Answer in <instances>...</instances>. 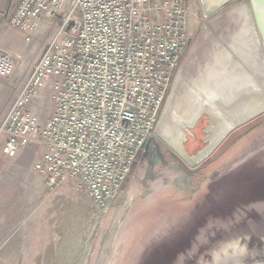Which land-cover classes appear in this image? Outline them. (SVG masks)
I'll return each instance as SVG.
<instances>
[{
  "label": "built area",
  "instance_id": "built-area-1",
  "mask_svg": "<svg viewBox=\"0 0 264 264\" xmlns=\"http://www.w3.org/2000/svg\"><path fill=\"white\" fill-rule=\"evenodd\" d=\"M193 16L189 0L12 6L0 32V76L14 74L18 60L24 76L0 117L1 154L32 151L31 170L51 188L69 186L109 208L160 120ZM17 33L23 45L13 52L4 42Z\"/></svg>",
  "mask_w": 264,
  "mask_h": 264
},
{
  "label": "rangeland",
  "instance_id": "rangeland-1",
  "mask_svg": "<svg viewBox=\"0 0 264 264\" xmlns=\"http://www.w3.org/2000/svg\"><path fill=\"white\" fill-rule=\"evenodd\" d=\"M189 2L194 34L176 77L183 88L174 93L175 79L151 139L109 208L99 209L87 193L69 186L51 188L31 170L32 151L14 160L0 151V264H118L125 239L176 179L195 168L186 158L197 157L221 130L216 119L230 121L216 99L232 106L245 95L250 103L241 109L246 111L264 102L261 42L256 33V38L246 37L253 32L247 33L237 10L248 0H236L210 18L204 17L201 0ZM16 64L14 74L0 76L11 91L0 117L13 84L24 76L22 60ZM171 96L177 116L163 120ZM263 126L264 114L236 128L208 159ZM179 140L182 151L172 147Z\"/></svg>",
  "mask_w": 264,
  "mask_h": 264
},
{
  "label": "water",
  "instance_id": "water-1",
  "mask_svg": "<svg viewBox=\"0 0 264 264\" xmlns=\"http://www.w3.org/2000/svg\"><path fill=\"white\" fill-rule=\"evenodd\" d=\"M235 1L201 0L203 15ZM248 5L264 65V0ZM248 111L225 114L228 124L218 119V146L263 115L264 102ZM209 147L188 161L195 168L176 179L125 239L118 264H264V126L210 159Z\"/></svg>",
  "mask_w": 264,
  "mask_h": 264
},
{
  "label": "bare ground",
  "instance_id": "bare-ground-1",
  "mask_svg": "<svg viewBox=\"0 0 264 264\" xmlns=\"http://www.w3.org/2000/svg\"><path fill=\"white\" fill-rule=\"evenodd\" d=\"M238 5V9L239 10V17L240 18H245V23H246V26H247V33L250 34V31L252 29V32H253V35H247L246 37L248 36H252L253 38H256L255 36L257 35V39L259 40L258 38V33H257V30H256V27H255V22H254V19H253V16H252V13H251V9L249 7V5L247 3H244V6H243V3H239L237 4ZM240 5V6H239ZM241 8H242V12L244 14V16H241ZM235 11V10H234ZM235 19V18H234ZM244 23V24H245ZM256 33V35H255ZM257 42V41H256ZM254 43H252V46H253ZM258 47V46H257ZM257 49V48H256ZM0 65H3L2 63ZM187 76V75H186ZM182 87L181 85V77H178L175 81V84H174V93L177 91V89H180ZM183 88V87H182ZM180 91V90H179ZM174 96V95H173ZM173 96L170 97V99L168 100V104L166 106V109H165V112H164V119L163 120H168L169 116H173L176 113L174 111V107L172 106V101H173ZM196 97L197 99L202 97V95L200 93H196ZM181 98V97H180ZM194 98V97H193ZM177 99H178V95H177ZM202 99V98H201ZM204 102V101H203ZM206 102V101H205ZM208 103V102H207ZM215 103H217V105H219L224 111H225V114H227V116L229 117H232L234 115V113H237V112H244L242 113L243 115L245 114V110H242L241 108L244 109V106H246V104H249L250 103V99L249 97L247 96H241L240 98H238V100L235 102L234 105L232 106H228L227 104L221 102V100L219 99H216ZM258 106V104H255L253 103L251 106H250V111H254L256 109V107ZM208 111H212V112H215L216 113V110L213 109V107H210L208 109ZM248 111V112H250ZM180 118V117H179ZM185 122L187 121L186 119H183ZM216 121L218 122L219 120L216 119ZM224 121V120H223ZM225 123H230L231 121H224ZM163 128V127H162ZM162 130V129H161ZM163 131V130H162ZM163 134H166V137L170 139L171 134L169 132H163ZM216 135V133H215ZM183 139V135L181 136ZM214 139V140H213ZM213 139L210 140V147L207 149L208 153L211 154L212 151L214 150L215 147L218 146V143H219V140L220 138H216V137H213ZM175 150L177 151H182V143L181 141L179 140L176 144H173L172 146ZM186 158V157H185ZM187 161H193L195 160L196 158H192V159H189L188 157L186 158ZM189 163V162H188Z\"/></svg>",
  "mask_w": 264,
  "mask_h": 264
},
{
  "label": "crops",
  "instance_id": "crops-1",
  "mask_svg": "<svg viewBox=\"0 0 264 264\" xmlns=\"http://www.w3.org/2000/svg\"><path fill=\"white\" fill-rule=\"evenodd\" d=\"M21 0H0V32H1V27L2 24L6 21L8 11L9 9L14 6L15 4L19 3ZM17 41L12 42L10 40H6L4 44L10 48L13 52L18 51L19 47L23 45V36L21 34L17 33ZM260 44V38H259V43ZM33 46V45H32ZM32 46L28 47L29 49H32ZM34 52V51H33ZM18 70V69H17ZM18 74L15 75V80ZM10 88L5 85L2 80H0V113L3 110L4 106L6 105L9 97H10Z\"/></svg>",
  "mask_w": 264,
  "mask_h": 264
}]
</instances>
